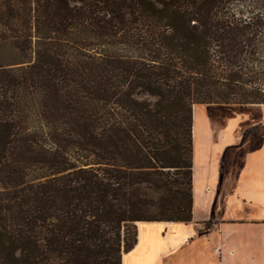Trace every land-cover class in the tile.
Masks as SVG:
<instances>
[{"label": "trees", "instance_id": "1", "mask_svg": "<svg viewBox=\"0 0 264 264\" xmlns=\"http://www.w3.org/2000/svg\"><path fill=\"white\" fill-rule=\"evenodd\" d=\"M195 104H264V0H0V264L191 221Z\"/></svg>", "mask_w": 264, "mask_h": 264}, {"label": "crops", "instance_id": "2", "mask_svg": "<svg viewBox=\"0 0 264 264\" xmlns=\"http://www.w3.org/2000/svg\"><path fill=\"white\" fill-rule=\"evenodd\" d=\"M263 110L264 104L193 106V218L137 222V243L122 264H264V138L257 132ZM220 112L245 123L242 137L230 132L231 115ZM237 154L241 172L227 166Z\"/></svg>", "mask_w": 264, "mask_h": 264}, {"label": "rangeland", "instance_id": "3", "mask_svg": "<svg viewBox=\"0 0 264 264\" xmlns=\"http://www.w3.org/2000/svg\"><path fill=\"white\" fill-rule=\"evenodd\" d=\"M140 99H145V100H148V101H150L151 103H154L155 102V100H156V98L155 97H153V96H149V95H144V96H142V97H140ZM204 113H205V115H208L209 116V118H211L212 116H214V114H213V112L211 111V110H204ZM251 113H255V114H257L258 112L257 111H253V112H251ZM220 114H222V115H224L226 118H228L230 115V117H231V120H232V122H231V129H230V132L232 133V134H234V135H237V134H239V135H241V137L244 135V133H243V131H244V129H245V127H246V125H245V123H242V120H240V119H238L234 114H236V113H234V112H220ZM260 115H264V110L263 111H261L260 112ZM221 118V116H219V119ZM233 118H234V120H235V122L233 123ZM220 129V128H219ZM219 129H216V130H219ZM258 132V135H260L262 138H264L263 137V134H261V133H264V125H263V127H261L260 128V130L259 131H257ZM259 136V137H260ZM249 138V137H248ZM261 139V138H260ZM263 141V140H262ZM236 148H232V149H230V152H232L233 150H235ZM234 152H236V151H234ZM242 157H243V154H237V155H234V156H232L230 159H229V161H228V163H227V166L228 167H231V171H234V172H237V171H240L241 172V170L244 168V164H243V161L241 160L242 159ZM242 166V167H241ZM231 171H230V169H229V173H231ZM236 180V179H235ZM232 188H234V189H237V186H236V184H232ZM236 197V196H235ZM257 264H261L262 262H259V261H257L256 262ZM255 263V264H256Z\"/></svg>", "mask_w": 264, "mask_h": 264}]
</instances>
